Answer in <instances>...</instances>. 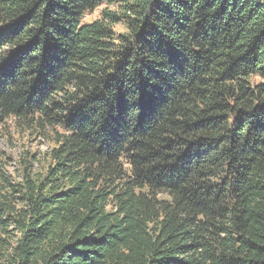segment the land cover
I'll return each mask as SVG.
<instances>
[{
  "label": "trees",
  "instance_id": "obj_1",
  "mask_svg": "<svg viewBox=\"0 0 264 264\" xmlns=\"http://www.w3.org/2000/svg\"><path fill=\"white\" fill-rule=\"evenodd\" d=\"M7 118L0 264H264V0H0Z\"/></svg>",
  "mask_w": 264,
  "mask_h": 264
},
{
  "label": "rangeland",
  "instance_id": "obj_2",
  "mask_svg": "<svg viewBox=\"0 0 264 264\" xmlns=\"http://www.w3.org/2000/svg\"><path fill=\"white\" fill-rule=\"evenodd\" d=\"M107 5L87 13L84 22L100 18V13ZM122 24L116 25L117 33L124 32ZM53 132L29 128L23 122L7 118L0 123V167L15 184L23 181L25 170L32 178L45 172L49 164V153L54 147ZM2 261V260H1Z\"/></svg>",
  "mask_w": 264,
  "mask_h": 264
}]
</instances>
